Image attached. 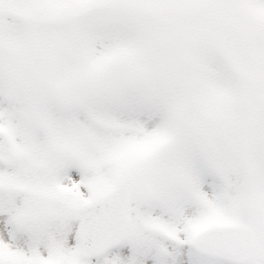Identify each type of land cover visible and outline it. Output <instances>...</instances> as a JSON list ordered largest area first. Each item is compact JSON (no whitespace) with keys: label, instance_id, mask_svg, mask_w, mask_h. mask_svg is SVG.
<instances>
[{"label":"snow or ice","instance_id":"6c2138e0","mask_svg":"<svg viewBox=\"0 0 264 264\" xmlns=\"http://www.w3.org/2000/svg\"><path fill=\"white\" fill-rule=\"evenodd\" d=\"M0 264H264V0H0Z\"/></svg>","mask_w":264,"mask_h":264}]
</instances>
